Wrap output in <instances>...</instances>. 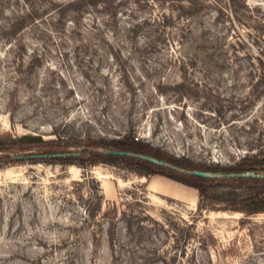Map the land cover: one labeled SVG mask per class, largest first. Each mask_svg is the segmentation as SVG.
I'll list each match as a JSON object with an SVG mask.
<instances>
[{"label":"rangeland","instance_id":"374dc122","mask_svg":"<svg viewBox=\"0 0 264 264\" xmlns=\"http://www.w3.org/2000/svg\"><path fill=\"white\" fill-rule=\"evenodd\" d=\"M130 133L264 161V0H0V264H264V184L81 155Z\"/></svg>","mask_w":264,"mask_h":264},{"label":"trees","instance_id":"16d2710c","mask_svg":"<svg viewBox=\"0 0 264 264\" xmlns=\"http://www.w3.org/2000/svg\"><path fill=\"white\" fill-rule=\"evenodd\" d=\"M79 1H84V0H77V2ZM67 4L70 5L73 3L68 2ZM100 148H105L106 151H101ZM4 150H6V148L3 147V145H0V152H3ZM111 150H124V151H133L136 153L148 154V155L158 157L160 159H164L167 162L174 164L182 169L190 167L188 164L182 163L180 160H178V158L167 155L162 150H159L158 148H154L153 146H151V144L139 140V138L136 139L135 135L132 133L125 135V137L122 139H112V140L101 139L100 141H96V143L85 147L84 150L81 151L82 152L81 155H86V153H90V152L93 154L91 155L90 159H86L85 162L87 163H96L98 160H104V161L109 160L110 162L126 161L127 163L135 164L137 166L144 165L146 166L148 174H155L159 172V171L157 172L156 169H153V167L164 168L169 171L176 172V173H182V172L187 173L183 170L175 169L168 165H159L150 160L139 158L137 156L117 155V154L110 152ZM51 153H59V152H48V153H41V154H51ZM61 153H65L68 155L61 156V157H46V158H39V159L28 158V159L45 160L48 158H58V159L60 158L63 160L71 161V160L79 158V154L76 152L68 151V152H61ZM30 154H34V153H30ZM30 154H27V155H30ZM27 155L17 156L13 158L15 160L16 159L20 160L22 158L23 159L26 158ZM95 156H98L99 159H95ZM190 168L199 169V170L207 169V168L196 167V166L190 167ZM210 170L212 172L217 171V172H227V173L246 172V171L264 172V161H254V160L245 159L235 166L217 167V168H212ZM187 174L189 175V177L192 178V180L183 179V178L177 177L176 175L170 176V177L176 179L177 181L185 185L197 188L203 194H205L207 192V189L210 187V185H208L209 184L208 182L215 179L213 177H202V176H197V175H193L190 173H187ZM220 178H222L223 180L238 181L240 183L253 182L257 185L264 184V178H259V177H222L220 176ZM247 212L254 213L256 212V209L249 208L247 209Z\"/></svg>","mask_w":264,"mask_h":264},{"label":"water","instance_id":"95a60500","mask_svg":"<svg viewBox=\"0 0 264 264\" xmlns=\"http://www.w3.org/2000/svg\"><path fill=\"white\" fill-rule=\"evenodd\" d=\"M110 152L117 154V155H130V156H137L139 158H143L146 160H150L156 164L159 165H168L171 166L175 169H179V170H183L187 173L193 174V175H197V176H202V177H259V178H264V172H256V171H246V172H233V173H227V172H210V171H205V170H187V169H182L174 164H171L169 162H167L164 159H160L158 157L152 156V155H148V154H143V153H136L133 151H124V150H111ZM68 154L65 153H51V154H41V153H34V154H30L27 155L26 158H35V159H39V158H46V157H61V156H65Z\"/></svg>","mask_w":264,"mask_h":264}]
</instances>
